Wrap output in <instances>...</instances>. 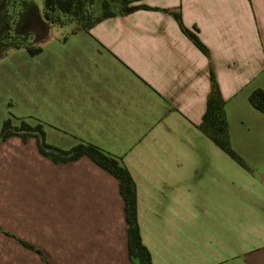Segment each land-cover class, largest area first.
<instances>
[{"label": "crops", "instance_id": "obj_1", "mask_svg": "<svg viewBox=\"0 0 264 264\" xmlns=\"http://www.w3.org/2000/svg\"><path fill=\"white\" fill-rule=\"evenodd\" d=\"M137 4L149 9L74 29L75 60H51V126L64 134L51 135V145L85 142L119 157L135 183L151 264H264V212L248 199L264 176L243 160L248 146L264 142V113L248 101L264 90V0ZM166 10L179 11L208 57ZM210 66L230 146L245 166L200 128ZM56 165L65 167V234L51 231L28 264H137L117 179L85 156ZM4 236L0 264H16Z\"/></svg>", "mask_w": 264, "mask_h": 264}, {"label": "rangeland", "instance_id": "obj_2", "mask_svg": "<svg viewBox=\"0 0 264 264\" xmlns=\"http://www.w3.org/2000/svg\"><path fill=\"white\" fill-rule=\"evenodd\" d=\"M101 1L95 0L96 13ZM112 8L117 10L114 4ZM76 28L74 20L48 23L43 0H7L0 16V129L9 118L14 126L21 120L31 126L41 124L50 145L51 135H64L51 126V60H75ZM18 137L0 140V234L5 235L3 250L15 251L12 260L28 264L35 263L30 250L46 244L51 231L65 234V167L39 152L36 137H28L25 144H18ZM244 155L240 156L261 180L264 142L248 146ZM254 194L249 193V201L256 200L264 212V188L255 199Z\"/></svg>", "mask_w": 264, "mask_h": 264}, {"label": "trees", "instance_id": "obj_3", "mask_svg": "<svg viewBox=\"0 0 264 264\" xmlns=\"http://www.w3.org/2000/svg\"><path fill=\"white\" fill-rule=\"evenodd\" d=\"M138 1L140 0H102L101 11L96 13L94 9L95 0H43V18L48 23L58 25L64 24L67 20H74L77 28L87 30L100 20L114 16L116 13L126 14L136 9H149L146 5L137 4ZM6 3L7 0H0V16L6 7ZM112 4L117 7V10L112 8ZM168 12L177 21L181 31L208 57V51L197 35L182 25L179 11L169 10ZM36 51L38 52L40 49L38 48ZM209 80L210 90L206 99L200 128L224 152L240 165L245 166L241 158L230 146L224 112L225 101L220 95L211 66L209 67ZM248 101L253 108L264 113L263 89L257 88L251 91L248 95ZM11 136H19L23 140L31 136L36 137L39 152L55 163H65L85 156L113 175L118 181L119 192L124 204L128 255L135 259L137 264H151L150 253L141 241L136 219L135 183L127 169L121 164L119 157L85 142H79L67 150L57 148L45 142L41 124L37 123L31 126L21 120L18 126H14L8 118L2 122L0 140Z\"/></svg>", "mask_w": 264, "mask_h": 264}]
</instances>
